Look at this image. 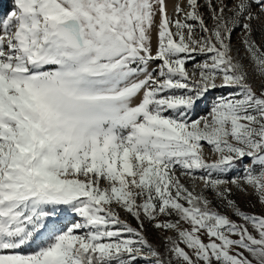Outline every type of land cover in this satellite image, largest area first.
<instances>
[{"label":"snow or ice","instance_id":"snow-or-ice-1","mask_svg":"<svg viewBox=\"0 0 264 264\" xmlns=\"http://www.w3.org/2000/svg\"><path fill=\"white\" fill-rule=\"evenodd\" d=\"M0 264H264V0H0Z\"/></svg>","mask_w":264,"mask_h":264},{"label":"rangeland","instance_id":"rangeland-1","mask_svg":"<svg viewBox=\"0 0 264 264\" xmlns=\"http://www.w3.org/2000/svg\"><path fill=\"white\" fill-rule=\"evenodd\" d=\"M8 5H7V3H5V7H7Z\"/></svg>","mask_w":264,"mask_h":264}]
</instances>
